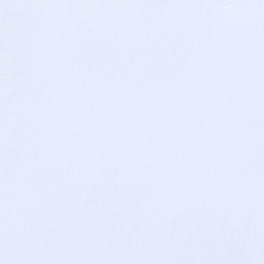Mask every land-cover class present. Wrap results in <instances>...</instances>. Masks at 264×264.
<instances>
[{"label":"snow or ice","instance_id":"6c2138e0","mask_svg":"<svg viewBox=\"0 0 264 264\" xmlns=\"http://www.w3.org/2000/svg\"><path fill=\"white\" fill-rule=\"evenodd\" d=\"M0 264H264V0H0Z\"/></svg>","mask_w":264,"mask_h":264}]
</instances>
